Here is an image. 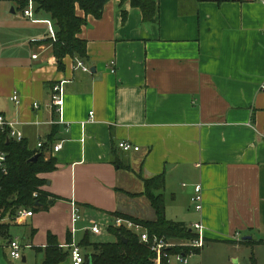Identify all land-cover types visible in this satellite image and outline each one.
<instances>
[{"label": "crops", "instance_id": "0c3cea01", "mask_svg": "<svg viewBox=\"0 0 264 264\" xmlns=\"http://www.w3.org/2000/svg\"><path fill=\"white\" fill-rule=\"evenodd\" d=\"M34 14L0 0V115L31 151L54 141L45 155L57 168L41 174L50 206L16 222L41 264L49 247L68 252L58 264H73V242L91 253L103 234L91 224L108 230L115 212L156 219L144 180L160 174L166 218L205 225V246L167 264H204L207 245L224 246L212 264H264V0H159L153 22L129 0H110L79 34L88 71L69 55L60 67L53 22ZM58 83L61 114L51 104ZM73 203L82 215L74 225Z\"/></svg>", "mask_w": 264, "mask_h": 264}, {"label": "trees", "instance_id": "16d2710c", "mask_svg": "<svg viewBox=\"0 0 264 264\" xmlns=\"http://www.w3.org/2000/svg\"><path fill=\"white\" fill-rule=\"evenodd\" d=\"M110 0H35L34 13L43 11L49 14L54 25L55 38L51 40L53 53L60 67L63 59L71 56L76 60L84 61L88 57L87 41L79 36L82 27L87 23V16L99 18L103 14L105 5ZM132 6L137 7L143 14L146 22H153L158 14L159 0H129ZM26 1L20 3L21 7ZM84 12V16L78 14ZM51 141L42 143L40 151L28 149L25 141L18 140L10 135V128L0 131V150L7 154V174L0 177V238L8 241L11 234L12 223L15 222L17 212L21 208L39 211L50 206V193L42 189L48 180L41 176L46 172L54 171L57 162L54 157L46 158L45 150ZM36 154V161L31 158ZM145 192L156 213V219H143L115 212V217L122 216L142 224L150 236L149 242L141 241L140 236L123 227L110 225L108 231L118 236L116 242H93V251L85 255L83 264H87L89 257L91 264H155V253L151 248L154 237L166 240H192L196 234L182 222L166 218V199L163 190L166 186L165 174L145 179ZM126 240V241H125ZM174 252L180 248L172 249ZM68 252H61L56 247H49L43 264H58L66 258ZM70 253V252H69ZM252 264L256 259L251 256ZM164 264H167L165 261Z\"/></svg>", "mask_w": 264, "mask_h": 264}, {"label": "built area", "instance_id": "2783aa9c", "mask_svg": "<svg viewBox=\"0 0 264 264\" xmlns=\"http://www.w3.org/2000/svg\"><path fill=\"white\" fill-rule=\"evenodd\" d=\"M19 5L24 0H17ZM27 3L22 8V12L24 16L29 17L30 19H35L34 14V7H35V0H25ZM51 21L49 20V23ZM52 35L55 38V30L52 29ZM37 55H35L36 57ZM78 66L82 67L84 70L88 71L89 67L84 64L82 60H77ZM63 83V82H62ZM62 83L55 84L53 86V93L51 104L56 106L59 113H62V107L64 103V89ZM12 100L16 103H19V95L14 93L12 96ZM38 102L34 103L35 107H38ZM91 116H93V112H91ZM15 122L7 121L3 115H0V131H4L6 127L10 128V135L18 140L23 139V135L20 131L14 128ZM39 146H42V143H39ZM62 147V143L55 144L54 150L58 151ZM119 147L124 151H132V150H140V146L134 145L130 141H120ZM6 159L7 154L4 151L0 150V177L2 174H7V166H6ZM0 186V190H1ZM192 203L195 206L197 211H202L203 209V186L201 184L194 185V193L191 196ZM33 211L27 208H21L18 210L17 215L15 217V222H23L29 216L33 215ZM82 218L81 209L76 204L73 203L72 205V223L73 225L80 221ZM114 226L115 227H123L132 232L139 234L141 241L149 242L150 236L148 231L145 227L133 221L130 218H125L122 216L115 217L114 219ZM191 230H193L196 234V237L192 240H166L164 237H154L153 238V245L152 250L155 253L154 262L155 264H164L166 261L167 263H171L172 260H177L179 262L187 263L188 257L194 254L199 249L203 248L206 244L205 240V225L203 222L198 221L193 223L191 226H187ZM90 231L93 234H102L103 229L102 226L96 222L92 223L90 226ZM7 246L10 249V255L15 259H20L22 257V241L19 237H12L8 242ZM180 248V251L174 252L172 249ZM70 255L73 264H83L85 261V255L79 246V244L73 242L70 244Z\"/></svg>", "mask_w": 264, "mask_h": 264}, {"label": "rangeland", "instance_id": "374dc122", "mask_svg": "<svg viewBox=\"0 0 264 264\" xmlns=\"http://www.w3.org/2000/svg\"><path fill=\"white\" fill-rule=\"evenodd\" d=\"M23 8V7H22ZM43 189V186H42ZM103 234L98 236L99 242H114L117 237L114 234L108 232L106 226L101 223ZM11 234L13 237H19L22 240V257L15 259L10 255V249L7 246V239L0 238V264H41L42 253L36 252L34 248L25 246V234L26 225H18L16 222L12 223ZM139 235V234H138ZM153 243L151 244L152 248ZM224 251V246L215 245L212 249H208V245L205 248L204 264H212L214 257H219ZM42 255V256H41ZM225 255V254H224ZM23 256L28 257L27 261H23Z\"/></svg>", "mask_w": 264, "mask_h": 264}, {"label": "water", "instance_id": "95a60500", "mask_svg": "<svg viewBox=\"0 0 264 264\" xmlns=\"http://www.w3.org/2000/svg\"><path fill=\"white\" fill-rule=\"evenodd\" d=\"M38 157H39V154H36L34 157L31 158V161H36L38 159ZM244 238L246 239V238H250V237H244ZM24 260H25V258H24ZM91 262H92V258L89 257L87 264H91Z\"/></svg>", "mask_w": 264, "mask_h": 264}]
</instances>
